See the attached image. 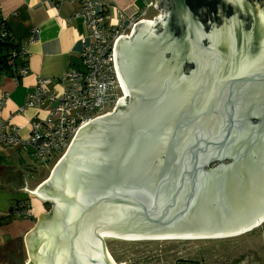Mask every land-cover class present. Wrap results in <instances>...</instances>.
Instances as JSON below:
<instances>
[{"label": "water", "instance_id": "95a60500", "mask_svg": "<svg viewBox=\"0 0 264 264\" xmlns=\"http://www.w3.org/2000/svg\"><path fill=\"white\" fill-rule=\"evenodd\" d=\"M158 3L155 24L118 41L128 102L20 189L53 203L25 237L35 264H126L105 231L198 239L264 220V5Z\"/></svg>", "mask_w": 264, "mask_h": 264}, {"label": "crops", "instance_id": "0c3cea01", "mask_svg": "<svg viewBox=\"0 0 264 264\" xmlns=\"http://www.w3.org/2000/svg\"><path fill=\"white\" fill-rule=\"evenodd\" d=\"M146 3L147 0H104L113 23L118 22L121 13L132 18L146 7ZM78 13H81V6L77 1L0 0V15L6 20L13 39L18 44L26 43L29 51L26 76L16 80L10 74L0 75V98L4 93L9 94L2 119L20 127L23 137L29 135L32 118L45 114L44 110L35 108L20 111L37 79L64 77L69 68L79 65L82 49L91 42L83 18L76 16ZM125 22L129 23L130 19ZM34 28L39 29V34L30 43L28 39ZM38 176L36 162L27 151L0 145V264L29 263L25 255V237L36 226L35 218L45 211L46 205L45 201L20 189L25 188L26 183L37 184ZM15 204L26 208V216H17L13 211Z\"/></svg>", "mask_w": 264, "mask_h": 264}, {"label": "built area", "instance_id": "2783aa9c", "mask_svg": "<svg viewBox=\"0 0 264 264\" xmlns=\"http://www.w3.org/2000/svg\"><path fill=\"white\" fill-rule=\"evenodd\" d=\"M61 1L80 3L81 13L76 16L83 18L91 37V42L80 53L79 65L69 68L59 80L50 77L37 79L20 111L35 108L44 110L45 114L32 118L28 137L20 134V127L2 119V110L8 103L9 94L4 93L0 98V145L21 148L28 152L31 159L39 162H48L54 158L52 154L61 159L84 124L110 114L111 110L116 111L121 107L122 100L125 103L128 101V92L118 67L117 44L131 23L132 28H135L145 19L151 20L143 17L148 12V6L129 18V23L125 22L121 13L114 24L106 12L104 0ZM150 5L158 11V16L152 18L157 22L162 8L155 0ZM38 34L39 29L34 28L29 42H34ZM9 36L12 37L10 29L2 18L0 37ZM12 40L17 43L13 37ZM11 55L19 62H24L14 66L10 73L20 80L29 73L28 46L26 43L19 44ZM13 209L18 215L24 213L18 204L13 205Z\"/></svg>", "mask_w": 264, "mask_h": 264}, {"label": "rangeland", "instance_id": "374dc122", "mask_svg": "<svg viewBox=\"0 0 264 264\" xmlns=\"http://www.w3.org/2000/svg\"><path fill=\"white\" fill-rule=\"evenodd\" d=\"M147 0L148 12L143 17L155 21L158 11ZM161 14V13H160ZM137 18V16H136ZM125 21L127 19L124 17ZM122 19V20H123ZM117 23V21H116ZM156 21L154 22V24ZM115 24V23H114ZM126 28L125 35H130L135 28ZM124 101V100H123ZM128 102V101H127ZM126 102V103H127ZM113 110L110 111V113ZM47 162H36L40 176L36 183L40 184L50 176L54 166L60 158ZM45 211L49 212L53 203L45 200ZM41 214V213H40ZM36 218L35 224L38 222ZM109 253L117 263L126 264H264V222L243 234L225 238L198 239H105ZM25 255L28 264H35L28 253L26 244Z\"/></svg>", "mask_w": 264, "mask_h": 264}, {"label": "trees", "instance_id": "16d2710c", "mask_svg": "<svg viewBox=\"0 0 264 264\" xmlns=\"http://www.w3.org/2000/svg\"><path fill=\"white\" fill-rule=\"evenodd\" d=\"M107 12V11H106ZM2 17L0 15V21ZM19 47L18 43H15L12 40V37L7 38H1L0 37V75L4 74H10L13 71V67L24 62H19L15 58L12 57L11 52L12 50H15ZM20 211H24L26 209L24 206L22 207L20 204H18ZM14 211V209H13ZM26 216L24 213L21 212L20 215L17 214V216ZM23 216V217H24ZM12 217H8V219H11ZM36 220V218H35Z\"/></svg>", "mask_w": 264, "mask_h": 264}, {"label": "bare ground", "instance_id": "6f19581e", "mask_svg": "<svg viewBox=\"0 0 264 264\" xmlns=\"http://www.w3.org/2000/svg\"><path fill=\"white\" fill-rule=\"evenodd\" d=\"M155 21H148L147 19H145L144 21H142V24H154ZM141 24V22H140ZM139 24V25H140ZM126 37H130V35H124L122 36L121 38H126ZM117 51H118V44H117ZM125 90L127 91V88L126 86H124ZM128 92V91H127ZM123 101V100H122ZM124 102V101H123ZM264 222V220L262 222H260L258 225H256L255 227L261 225L262 223ZM253 227V228H255ZM253 228H250L248 230H245V231H241V232H235V233H232V234H224V233H215L214 237H207V238H225L224 236H227V237H232V236H237V235H240V234H243L245 232H248L250 230H252ZM101 235L103 236V238L105 239H108V238H125V239H145V237L143 236H139V235H136V234H129V235H123V234H117L116 232H113V231H105V232H101ZM221 235V236H220ZM191 236H197V235H191ZM209 236V235H208ZM206 238V237H205ZM110 254V253H109ZM110 256L112 257V255L110 254ZM116 262V261H115Z\"/></svg>", "mask_w": 264, "mask_h": 264}, {"label": "flooded vegetation", "instance_id": "af4514ba", "mask_svg": "<svg viewBox=\"0 0 264 264\" xmlns=\"http://www.w3.org/2000/svg\"><path fill=\"white\" fill-rule=\"evenodd\" d=\"M251 2L255 3L256 0H250ZM257 2L260 4V5H264V0H257Z\"/></svg>", "mask_w": 264, "mask_h": 264}]
</instances>
